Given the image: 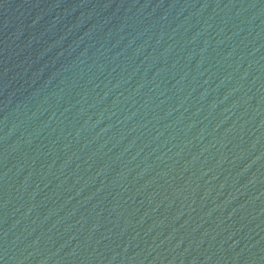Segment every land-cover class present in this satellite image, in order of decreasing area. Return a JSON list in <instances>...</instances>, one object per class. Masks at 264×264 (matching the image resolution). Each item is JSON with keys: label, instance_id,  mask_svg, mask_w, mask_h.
I'll return each instance as SVG.
<instances>
[{"label": "water", "instance_id": "1", "mask_svg": "<svg viewBox=\"0 0 264 264\" xmlns=\"http://www.w3.org/2000/svg\"><path fill=\"white\" fill-rule=\"evenodd\" d=\"M0 264H264V0H0Z\"/></svg>", "mask_w": 264, "mask_h": 264}]
</instances>
